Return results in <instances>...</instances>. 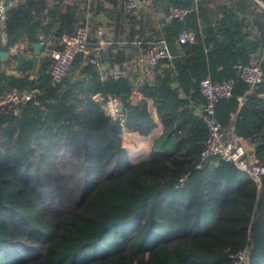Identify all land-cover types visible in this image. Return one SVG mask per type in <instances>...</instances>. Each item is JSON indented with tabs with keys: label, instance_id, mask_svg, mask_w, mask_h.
I'll list each match as a JSON object with an SVG mask.
<instances>
[{
	"label": "trees",
	"instance_id": "1",
	"mask_svg": "<svg viewBox=\"0 0 264 264\" xmlns=\"http://www.w3.org/2000/svg\"><path fill=\"white\" fill-rule=\"evenodd\" d=\"M170 6L195 11L169 20ZM49 8L47 16L59 19L39 27L24 4H11L0 24V40H7L0 52L19 36L31 49L73 32L85 12L107 13L115 19L114 27L102 25L106 48L116 51L109 65L123 71L101 80L99 68L78 57L60 84L51 82L45 64L36 80L0 72V264H231L230 255L243 249L247 264H264V177L260 184L242 181L231 164L214 158L199 168L206 129L196 113L205 77L235 82L216 117L220 104L235 112L238 87L254 88L234 136L257 144L253 154L264 163V113L253 106L261 102L256 95L264 93V79L251 87L236 70L258 55L264 72V0H152L136 13L125 10V0H84L76 13L70 6ZM181 30L192 31L196 43L178 45ZM158 39L172 58L145 67L151 76L135 86L124 69L135 59L131 48ZM12 90L32 98L3 105ZM109 96L123 105L121 121L102 108ZM148 99L163 132L149 158L132 165L121 133L147 136L157 126Z\"/></svg>",
	"mask_w": 264,
	"mask_h": 264
},
{
	"label": "built area",
	"instance_id": "2",
	"mask_svg": "<svg viewBox=\"0 0 264 264\" xmlns=\"http://www.w3.org/2000/svg\"><path fill=\"white\" fill-rule=\"evenodd\" d=\"M72 0H49L54 6H67ZM152 0H125V10L136 13L140 8H146ZM262 5L261 2H258ZM10 0H0V24L5 20V12L11 6ZM195 11V6H170L167 18L169 20H183ZM91 29L84 18L73 32L59 35L51 49V40L46 39L41 43L45 47L47 55L51 59L49 68L50 80L53 84H60L68 76L73 63L78 57L87 59L91 65H96L100 71V79L117 77L120 73H107L101 68L98 59L101 57L103 47L107 43L106 33L102 26L95 28L91 38ZM178 45L195 44V35L190 30H181L177 36ZM172 55L165 40L158 39L151 46L145 47L140 61L144 67H154L161 60H171ZM263 59L258 55H252L247 64L237 66L239 78L245 84L253 87L259 85L264 79L261 64ZM235 82L226 79L221 82H212L209 77L199 81L198 89L203 103L196 107V113L206 129L203 148L199 157V168L211 158L231 164L237 171L244 174L256 184H260L264 177V163L260 161L253 151L247 150L241 141L234 135L226 137L224 127L215 115L216 105L223 99L232 95ZM32 98L31 93L19 94L16 91H8L3 96L2 104L6 106L21 105ZM118 97L109 96L103 103L105 114L113 119L121 121L122 113L119 110ZM231 264H245L249 258V252L245 249L230 255Z\"/></svg>",
	"mask_w": 264,
	"mask_h": 264
},
{
	"label": "crops",
	"instance_id": "3",
	"mask_svg": "<svg viewBox=\"0 0 264 264\" xmlns=\"http://www.w3.org/2000/svg\"><path fill=\"white\" fill-rule=\"evenodd\" d=\"M92 1L94 3L95 1H98V4L103 2V0H92ZM10 2H12V4L14 5H16V3L24 4L25 9H26L25 11L27 13L26 17H29L31 21L41 22L39 24V27H46L47 23H52V22L55 23V21L59 19V16L57 15L53 17L47 16L50 10L49 0H32L30 4H27V0H10ZM83 3H84V0H72L71 3L67 6L72 7L76 13L75 7L78 9L77 12L80 11L79 9H81L82 11ZM55 7H59V6H55ZM102 7L104 6L102 5ZM83 14L84 15L86 14L87 21L91 29V34H90L91 38L93 36V32L95 28L102 26V25L106 27L110 25L114 27L115 25L114 24L115 19H113L112 18L113 16L110 14H107V13L103 14L99 12L91 13V14H89L88 12H85ZM159 16L161 17V14H159ZM54 27L56 28L57 26L54 25ZM34 34L37 36L39 35L43 36L44 33L40 32L39 30H36ZM53 36L55 35L53 34ZM6 41H7L6 38L3 40V42L0 40L1 47H4L6 45L7 43ZM41 42L42 41L39 40L38 42H35V43H41ZM51 42H52V45H54L55 41H51ZM33 44L31 46V49H29L28 48V38L25 36L24 37L19 36L17 42L9 47L8 52L1 51V52H5L6 56H4L3 59L0 58V61L2 62L0 65V72L4 76H11L15 78L27 77V79L36 80L39 77V75L42 73L41 71L44 70V69L43 70L40 69V66H43L45 64L46 69L44 71L48 74L50 64H51V59L47 55L44 46H42L38 54H35ZM106 45L103 47V50L101 52V57L99 58L101 68L105 69V71L111 74L115 72L122 73L123 70L121 71L117 64L109 65V57L112 56V54L115 53L116 51L115 50L111 51V49L106 48ZM143 50H144V47L142 46L141 47L138 45L132 46L130 53H132L133 56H135V59L132 63H128L129 65H131V67L124 68L127 71H130V75H132L131 79L135 86L137 85V83L143 82L146 76H151L150 73L148 74L145 73L146 74L145 76V74H143L142 72V70L145 69L144 65L140 61ZM19 59H21L22 65H19ZM26 61H32V66L28 68V66L25 65ZM81 62H85V61L82 60ZM18 66H21V67L19 68ZM78 73H79V69L76 70V74ZM253 90L255 89L254 88L242 89V87H238L236 89L235 98H236L238 105L234 113L227 112V110L224 107V104H220L217 107L216 114H217L218 119L222 120L225 125L224 129L226 132V137H230L234 135V129H235L239 111L242 105L247 103L248 98L251 97V95L253 94L252 93ZM135 97H136L135 100H140L141 94L137 93ZM256 97L259 98L261 102L253 103V106L258 109V112L261 115H263L262 112L264 113V93H259L256 95ZM94 99L100 100L101 98L98 94H96L94 96ZM130 101L132 102L133 99H130ZM147 101H148V111L150 115L152 116V118L154 119V121L156 122L157 126L147 136H142L138 134L137 132H131L125 128L122 129V133H121L122 147L126 150L128 154L129 162L132 165L145 161L149 158L150 149H151L153 142L159 137H161L162 132H163L162 124L159 122L157 118L156 108L151 105V100L148 99ZM260 109H262V111H260ZM237 138L239 141L242 142L243 146L247 150L254 151L257 144H253L250 141H248V139L243 138V137L237 136ZM245 179L246 178L242 179V181Z\"/></svg>",
	"mask_w": 264,
	"mask_h": 264
},
{
	"label": "water",
	"instance_id": "4",
	"mask_svg": "<svg viewBox=\"0 0 264 264\" xmlns=\"http://www.w3.org/2000/svg\"><path fill=\"white\" fill-rule=\"evenodd\" d=\"M43 44L42 43H35L33 44V48H34V53L35 54H38V52L41 50ZM6 56V53L5 52H0V58L3 59V57ZM122 104L119 105V110L122 111ZM247 264V262H246Z\"/></svg>",
	"mask_w": 264,
	"mask_h": 264
},
{
	"label": "rangeland",
	"instance_id": "5",
	"mask_svg": "<svg viewBox=\"0 0 264 264\" xmlns=\"http://www.w3.org/2000/svg\"><path fill=\"white\" fill-rule=\"evenodd\" d=\"M151 17L153 18V16L151 15ZM157 23V22H156ZM239 176H240V179L242 180V179H244V178H246L245 177V175L244 174H242V173H239Z\"/></svg>",
	"mask_w": 264,
	"mask_h": 264
}]
</instances>
